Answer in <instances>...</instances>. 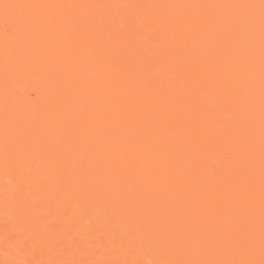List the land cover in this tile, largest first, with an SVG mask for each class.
<instances>
[{"label":"snow or ice","instance_id":"snow-or-ice-1","mask_svg":"<svg viewBox=\"0 0 264 264\" xmlns=\"http://www.w3.org/2000/svg\"><path fill=\"white\" fill-rule=\"evenodd\" d=\"M259 8V213L253 72ZM239 10L171 16L158 9ZM85 9L82 15L74 10ZM143 10L114 30L106 10ZM59 10V11H58ZM15 34L18 70L48 79L67 131L83 125L119 151L125 170L150 177L143 209L182 258L124 264H264V0L260 4H45L0 0ZM91 49H84V44ZM88 68L92 78L82 79ZM216 155V167L202 169ZM0 264H17L3 261ZM30 264V262H23ZM52 264H64L61 261ZM75 264V262H73ZM120 264V262H117Z\"/></svg>","mask_w":264,"mask_h":264},{"label":"bare ground","instance_id":"bare-ground-1","mask_svg":"<svg viewBox=\"0 0 264 264\" xmlns=\"http://www.w3.org/2000/svg\"><path fill=\"white\" fill-rule=\"evenodd\" d=\"M45 4L259 5L260 0H5ZM59 11V10H58ZM82 15L85 9L74 10ZM117 16L114 30L143 10H106ZM171 16L226 15L239 10L158 9ZM255 18L253 72L256 120L257 227L259 213V8ZM15 34L3 28L0 12V262L17 264H124L126 261L182 258L162 245L160 224L143 209L141 194L152 193L150 177L125 170L119 151L87 125L67 131L69 117L54 105L55 86L37 72L18 70ZM84 44V49H91ZM82 79L92 78L85 68ZM212 155L202 169L217 166Z\"/></svg>","mask_w":264,"mask_h":264}]
</instances>
